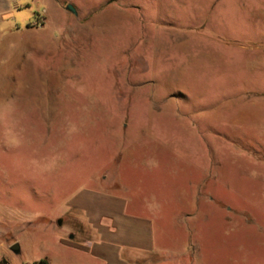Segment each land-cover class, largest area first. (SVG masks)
<instances>
[{
	"label": "rangeland",
	"instance_id": "obj_1",
	"mask_svg": "<svg viewBox=\"0 0 264 264\" xmlns=\"http://www.w3.org/2000/svg\"><path fill=\"white\" fill-rule=\"evenodd\" d=\"M260 94L264 0H0V243L37 263L82 191L195 187L164 227L195 263L264 264V161L214 114Z\"/></svg>",
	"mask_w": 264,
	"mask_h": 264
},
{
	"label": "crops",
	"instance_id": "obj_2",
	"mask_svg": "<svg viewBox=\"0 0 264 264\" xmlns=\"http://www.w3.org/2000/svg\"><path fill=\"white\" fill-rule=\"evenodd\" d=\"M251 103L256 105L246 108L234 101L230 108L214 114L223 115L222 119L230 124L221 136L243 147H255L261 155L256 158L263 162L264 94ZM194 189L187 197L183 196L182 206L175 204L171 208L168 203L158 202V192L146 193L153 201L146 197L141 203L137 195L128 191H82L70 201L69 207L81 215L72 217L75 224L69 233L73 235L59 237L46 261L48 264H196L190 241L164 228L170 223L188 227L190 221H195ZM11 254L17 253L10 250L8 243H0V264H19Z\"/></svg>",
	"mask_w": 264,
	"mask_h": 264
},
{
	"label": "water",
	"instance_id": "obj_3",
	"mask_svg": "<svg viewBox=\"0 0 264 264\" xmlns=\"http://www.w3.org/2000/svg\"><path fill=\"white\" fill-rule=\"evenodd\" d=\"M66 10L70 11V12L73 13V14H76L74 8H73L71 5H69V4H67V6H66ZM10 250H11L12 252H14V253H18V252H19V245H18L17 243H16V244H13V245L10 247Z\"/></svg>",
	"mask_w": 264,
	"mask_h": 264
},
{
	"label": "trees",
	"instance_id": "obj_4",
	"mask_svg": "<svg viewBox=\"0 0 264 264\" xmlns=\"http://www.w3.org/2000/svg\"><path fill=\"white\" fill-rule=\"evenodd\" d=\"M35 264H48V262L46 261V259H41L40 261H38Z\"/></svg>",
	"mask_w": 264,
	"mask_h": 264
}]
</instances>
